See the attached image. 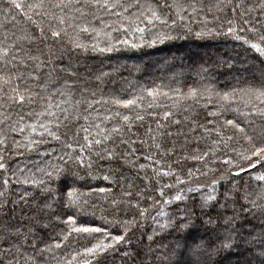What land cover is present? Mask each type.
<instances>
[{"label": "snow or ice", "instance_id": "obj_1", "mask_svg": "<svg viewBox=\"0 0 264 264\" xmlns=\"http://www.w3.org/2000/svg\"><path fill=\"white\" fill-rule=\"evenodd\" d=\"M205 8L220 24L208 27L204 15L194 35L242 42L246 57L241 66L228 49L205 53L196 66L199 82L187 91L159 84L134 90V98H120L127 89L97 98L91 85L104 84L112 75L127 81L122 73L128 66L110 64L111 72H105L89 66L84 53L181 39L171 30ZM0 11L5 16L0 23V264H109L115 254L125 264H264V0H212L208 5L204 0H0ZM21 19L24 24L17 29ZM157 23L169 31L155 32L151 40L141 35L139 43L127 38L152 33ZM183 27L193 32L190 25ZM114 32L125 36L115 39ZM172 59L169 70L177 58ZM176 75L184 73L174 72L171 82H178ZM221 75L245 86L217 91L203 83ZM145 97L151 100L146 105ZM201 100L205 108L216 105L207 114L211 119L200 123L195 114L181 116ZM101 105L108 108L102 112ZM133 107L143 109L155 128L150 124L143 134L134 132L146 116L122 114ZM153 108L168 110L161 118ZM69 124L76 132L62 135L61 128ZM49 138L60 144L59 154L51 148L40 152L42 166L34 171L11 166L10 158L21 149L39 151ZM188 161L204 170L185 173L180 165ZM125 167L137 169L134 179L125 175ZM73 168L87 169L96 186ZM209 174L214 178L206 184L196 179ZM136 179L146 181L161 199L135 190ZM81 183L86 190L77 186ZM20 185L33 190L21 192ZM194 192L199 196L192 207L165 211ZM101 201L108 208L97 217ZM122 207L127 218L105 215L115 209L119 216ZM131 209L135 212L128 217ZM148 216L160 235L154 229L147 245L141 247V241L134 247L130 234ZM89 217L90 223H80ZM49 228L59 231L48 235ZM81 238L88 246L79 248Z\"/></svg>", "mask_w": 264, "mask_h": 264}, {"label": "trees", "instance_id": "obj_2", "mask_svg": "<svg viewBox=\"0 0 264 264\" xmlns=\"http://www.w3.org/2000/svg\"><path fill=\"white\" fill-rule=\"evenodd\" d=\"M212 0H204V4L208 5L211 3ZM165 12L167 10H164ZM204 15L208 16V27H218L220 24V21H213L212 16L214 13L207 12V8H205L204 12L201 13L199 16L195 17L194 19H185L183 22L178 21L177 27L175 29L171 30L172 35H178L181 37V39L171 40L164 44H156L154 46H142L140 48L132 49V48H124L123 46L120 47V50L112 53H94L89 50L87 53H84V55L87 57L86 63L94 67L95 69L103 68V71L105 72H111V68L108 67L110 64H125L128 66V70L124 71L122 75L124 77H127V81L121 80V77L112 75L110 79H106V82L104 84L96 85L93 84L91 87L97 91V98H99L101 95L108 97L113 94H118L121 92L122 89H127V94L121 96L120 98L128 99V98H134L135 91L139 90L140 88H150L155 87L159 84H164L171 88H180L182 91H187L188 87L190 86H197V82H199V77L195 74L197 62L200 60L201 57H203L205 53L211 54L212 52H219L224 49H228L232 55L237 56V65L238 67L242 65L243 61L245 60L246 53H245V46H242V42L235 41L231 37H225L223 35H213L209 37H203L198 38L194 35L195 31H198L200 27H202L201 21L203 20ZM173 19H176V17L173 15ZM112 19H115L114 17ZM5 16L2 11H0V23L4 22ZM107 22V20L105 21ZM24 24V21L21 19L20 24L16 25L17 29H20ZM183 25H190L193 29L192 33H189L186 28L183 27ZM8 27L11 29L13 27L12 24H9ZM99 27V25H97ZM114 27H118V25H114ZM168 32L169 28H166L162 26L161 24L157 23L156 27L152 30V33L149 34H127V38L135 43H139L141 35L144 36L146 40H151L152 34L155 32ZM125 33L119 32L113 33V37L115 39H122L124 38ZM88 42L91 43V37H87ZM103 40V38H101ZM101 46H103V43H101ZM186 54V57L184 58V61H181V55ZM252 53H247V56H251ZM176 57V61L174 62V68L172 70L168 69L169 64H173V57ZM135 65H139L140 71L135 70ZM180 73L183 72L184 75H176L175 79L176 83L171 82L173 73ZM240 76H243V73L239 74ZM204 84H212L214 88L217 91H225L230 88L234 87H244L245 85L243 83L237 84L235 80H231L229 78V82L225 81V76L221 75L218 77L217 80H205L203 82ZM150 98L145 97V100L143 103L146 105L147 103H150ZM206 103L205 100L200 101V106L194 107L190 110V112L187 113H181V116L184 114H195L199 120L200 123L205 122V118L211 119V117H208V112L213 111L216 109V105L212 104L209 105L207 108L203 107V105ZM235 107V105H233ZM108 108V105H101L100 110L104 112ZM29 109H25L24 111H28ZM36 111H39V108H35ZM120 110V109H117ZM153 111H156L161 114L162 118V111L168 110V109H160V108H153ZM130 113L133 116L136 114H144L146 116L145 120L140 123L137 122L134 125L133 131L139 132L141 134L144 133V131L147 129V127L151 124L153 128H155V122L154 120H150L146 112L143 109L140 108H130L127 110H122V114ZM232 112L226 113V118L232 119L233 118ZM174 118H180V117H174ZM83 124V121H81ZM170 123V121H169ZM111 127V125H108ZM175 131V129H172ZM61 134L65 136H73V134L76 132V127L72 124H69L67 127L61 128ZM83 134H80L79 139L82 140ZM19 138V137H17ZM34 138L35 134H34ZM135 138V137H133ZM195 146V143L193 142V147ZM136 147L140 148L142 146L136 145ZM49 148L55 149L57 153H60V144L56 141H52L50 138L47 140V142L44 145L39 146V151H26L21 149V153L19 155L12 156L10 158V164L12 167H19L21 169H31L35 170L37 167L42 166V157L40 155V152H45ZM172 159H176V157H172ZM140 162H145L141 160ZM218 165H211V167H217ZM180 167L184 170L186 173L188 168H200L201 171H203V167L198 162L194 161H188L187 163L181 164ZM73 171H76L80 177H84L85 181H88L91 183L92 186H96V182L89 181L88 177L86 175L87 169H75L73 168ZM125 175L129 177V179H134L136 177L137 169H131L125 167L123 169ZM257 171H260V169H257ZM148 174L151 175V170H147ZM144 173L141 172V176H143ZM214 178L213 176L209 175H201L198 178L199 183L206 184L210 179ZM241 179L246 180L247 175H242ZM165 182H169L167 179ZM136 189L138 190L140 188L145 189L147 195H153L157 199H161L158 193H154L150 188H148L147 182L143 181L142 179H136L135 180ZM81 188L82 191L86 190L84 187V183H81L77 185ZM21 192L23 190L27 189L28 191H32L33 189L28 185H20L19 186ZM117 192H119V189H117ZM170 193L169 195H171ZM189 199H187L184 202H177L173 201L170 205H168L165 208L166 212H175L176 208H183L185 204H187L189 207H192V200L198 199L199 193H189L188 194ZM95 203V199L93 200ZM101 208H108V205L104 202H100V204L97 207L96 210V216L99 217L101 215ZM135 212V209H131L128 211V217H131V215ZM68 214H74L73 212H69ZM155 213L153 212L152 215ZM107 218L109 220L112 219H123L127 218L124 215V209L121 208L119 216L116 214L115 209H109L108 212L105 213ZM91 217L87 221H80V223H90ZM97 224L101 223L99 219L96 221ZM154 229L156 230V234L160 235L158 228L154 224V222L151 219V216H148L144 219H141L139 221L138 227L130 234V239L132 241L133 246H137L142 241L143 244L140 245L143 247V245H147L149 243L148 236L153 234ZM54 231H59L58 228H49L48 229V235L54 234ZM116 234H119V229L117 228ZM98 238V237H97ZM73 239H77L75 234H73ZM79 248H83L88 246V242L85 239H79L78 240ZM72 247L71 241H69V248ZM126 250L124 247H121V252ZM63 253H61L62 255ZM109 264H125V261L121 259L120 254H115L112 256L109 260Z\"/></svg>", "mask_w": 264, "mask_h": 264}, {"label": "rangeland", "instance_id": "obj_3", "mask_svg": "<svg viewBox=\"0 0 264 264\" xmlns=\"http://www.w3.org/2000/svg\"><path fill=\"white\" fill-rule=\"evenodd\" d=\"M202 55H204V54L202 53ZM181 56H182V57H181V58H182L181 61H184V58L186 57V54H184V55L182 54ZM183 57H184V58H183Z\"/></svg>", "mask_w": 264, "mask_h": 264}]
</instances>
